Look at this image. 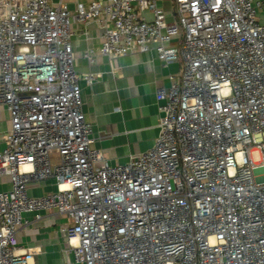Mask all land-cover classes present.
Instances as JSON below:
<instances>
[{
  "label": "built area",
  "instance_id": "obj_1",
  "mask_svg": "<svg viewBox=\"0 0 264 264\" xmlns=\"http://www.w3.org/2000/svg\"><path fill=\"white\" fill-rule=\"evenodd\" d=\"M160 1H93L72 13L7 0L0 103L11 128L0 179L12 187L0 192V264H28L34 252L18 251L23 214L49 210L74 221L61 231L76 264H264V4L171 0L169 23ZM72 19L103 25L102 47L83 55L90 63L150 51L164 66L182 61L157 92L154 146L125 165L92 148L79 82L96 78L75 71ZM46 180L56 192L28 195Z\"/></svg>",
  "mask_w": 264,
  "mask_h": 264
},
{
  "label": "crops",
  "instance_id": "obj_2",
  "mask_svg": "<svg viewBox=\"0 0 264 264\" xmlns=\"http://www.w3.org/2000/svg\"><path fill=\"white\" fill-rule=\"evenodd\" d=\"M62 3L74 13L79 5L106 0H51ZM264 4V0H258ZM21 3L27 0H20ZM7 0H0V14L7 11ZM159 7L165 12L167 22L174 21L171 0H161ZM139 17L151 21L149 12H138ZM264 17V7L258 17ZM261 22V20H260ZM264 24V21L261 22ZM108 25V24H107ZM71 45L75 57V71L80 78L93 74L96 80L89 85L79 82L83 113L92 126V148L99 151L110 166H122L130 159L150 150L159 135L161 114L157 92L169 88L171 77L182 69V61L164 66L155 51L133 52L111 60L96 55L90 63L83 55L97 52L102 47L104 28L96 21L80 23L72 19ZM11 128L10 114L0 103V152L5 149L4 137ZM7 179H0V192L10 190ZM53 180L30 185L28 195L41 197L56 192ZM39 215L40 219L36 216ZM27 226L18 230V251L34 252L28 264H76L68 238L62 229L73 226L74 221L57 210L25 213ZM73 244H77L75 241Z\"/></svg>",
  "mask_w": 264,
  "mask_h": 264
},
{
  "label": "rangeland",
  "instance_id": "obj_3",
  "mask_svg": "<svg viewBox=\"0 0 264 264\" xmlns=\"http://www.w3.org/2000/svg\"><path fill=\"white\" fill-rule=\"evenodd\" d=\"M259 18H260V14H259ZM261 22L264 21V17H261ZM56 158H54L55 160ZM251 159L253 160L254 163L259 164L262 160V155L259 149H254L251 152Z\"/></svg>",
  "mask_w": 264,
  "mask_h": 264
}]
</instances>
